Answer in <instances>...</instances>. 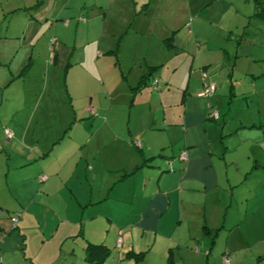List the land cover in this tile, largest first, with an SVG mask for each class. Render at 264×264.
Masks as SVG:
<instances>
[{"label": "crops", "instance_id": "0c3cea01", "mask_svg": "<svg viewBox=\"0 0 264 264\" xmlns=\"http://www.w3.org/2000/svg\"><path fill=\"white\" fill-rule=\"evenodd\" d=\"M8 1H0L3 12L33 8L25 26L48 20L43 0L26 8ZM164 1L81 0L76 7L90 20L82 27L101 28L78 46L63 34L70 25L63 18L86 21L74 17L73 0L52 12V27L35 39L17 44L18 35H0V264H57L61 257L64 264H109L114 253L135 264H221L225 251L231 264H264V163L252 148L240 150L244 140L232 139L243 125L231 127L219 111L208 116L216 86L233 85V69L222 78L205 73L213 64L264 61V20L255 0ZM180 9L189 24L182 14L174 18ZM105 53L114 60L113 84L102 76ZM182 55L191 57L190 75L173 86L168 75L176 67L168 64ZM52 72L63 73L71 110L57 139L43 138L47 126L34 120L50 109L40 106L45 92H29L33 76L49 82ZM19 81L21 98L4 97ZM206 83L216 84L208 96L201 95ZM88 246L106 250L102 261L88 259L96 258Z\"/></svg>", "mask_w": 264, "mask_h": 264}, {"label": "rangeland", "instance_id": "374dc122", "mask_svg": "<svg viewBox=\"0 0 264 264\" xmlns=\"http://www.w3.org/2000/svg\"><path fill=\"white\" fill-rule=\"evenodd\" d=\"M0 1L2 2L3 0ZM67 1L68 0H43L42 6H45L48 9V13H47L48 15H46L48 20H46L45 17L39 19L38 21L41 23L40 27L38 25H34L33 23L31 25L25 26L26 20L33 19V15H34L33 8H28L26 10L21 9L19 11H14L12 13H8L5 10L3 12L2 9H0V35H5L6 31L8 35H10L11 37H13L14 35H18V38L20 40L11 41V42H16L17 44H19V42L21 43L25 42L27 39L30 38L31 40L35 39L36 37L35 34L37 32H40L41 28L46 27L45 29L47 30L48 28L52 27L53 22H55L54 20L51 21L52 12H56L57 8L64 5V3H66ZM36 2L37 0L8 1V3H10L12 7L20 6L22 8H26L29 5H32ZM80 2L81 0H73V2H71L70 4L68 3L67 5L71 7L72 6L76 7L80 4ZM190 2L192 3V5H195L194 0H190ZM163 3L165 4L166 0ZM180 3L183 4V1H180ZM151 6L153 7L154 3H152ZM235 7L236 9H239L238 4H236ZM87 11L88 10L85 9H81L80 11H78L77 7L75 8V13L73 14L74 17L83 16L86 20L82 24H80L81 22L80 23L76 22L73 17L63 18V19H67L70 22L68 29H66L63 34L67 39V41H69V43L72 45L73 42H75L73 38H75L76 40L75 45L78 46L81 45V43H83V40L85 39L86 36L94 37V36H98L100 33L101 24H99L98 22L96 24H91L90 22L87 26L82 27L84 23L90 21L89 17L87 16ZM179 12H177L174 18H176V20H179L177 19V16L179 14H182L184 15V18L182 20L185 21L183 23L189 24L191 20L189 14L185 13L184 9H180ZM216 12L217 11H212V14ZM218 15L221 19H223L222 11ZM167 20H168L167 17L161 18L160 21L161 25H162V21L166 22ZM60 21L62 22V20H57L58 23H60ZM105 21L106 22L110 21V18L106 17ZM233 22L236 23L237 19L233 20ZM108 27H106V29H108ZM23 31H24V35H23ZM105 33H106L105 36H103L104 43H106L109 40V38H106L108 31H105ZM24 38H26V40H24ZM210 39L211 41H213L212 38ZM104 43H102V45ZM93 45L94 43H91L90 45L92 49H93ZM244 46L246 47V45L243 44L241 48H243ZM103 48L104 45L102 46V49ZM243 49H241L240 53H244L245 49L244 50ZM85 52L87 56V63L92 65L93 64L91 60L92 52H90L89 50H86ZM170 53L172 56L174 55V52H170ZM102 56H103L101 59V64H102L101 70H103L102 76H104V81L113 84L114 72H115L114 60L112 57H108L107 53L103 54ZM182 57H184L185 60L176 58L173 60L172 63L168 64L170 67H174V65L176 67V69L174 70L176 74H174V76L171 74L168 75V77H170V80L173 83V86H175L178 83L180 77H183L185 74H188L187 76L190 75L188 65L191 57L187 55H182L181 58ZM208 69L209 70L205 73L211 74L213 76L216 74L215 78H222V76L225 77L229 74V71L233 69L231 72L233 85L227 82L228 84L226 85L225 89H220V84L217 85L214 97H211V99L213 100L212 103H214L215 100V103L213 104L215 105L214 108L217 110V112L218 111L220 112V117H222V115L225 117V122L230 123L231 127L237 126L239 123L240 125H243L240 128H238L236 134L231 135V137L233 136L232 139L239 138L240 140H244L242 144V146L244 147H240V150L244 152L246 151L248 152V149L252 148L253 151L249 150V152L253 153L251 155H253L259 161L261 160V162L264 163V73H262L264 72V61L253 60L246 62L245 60H242L238 62V64L234 68L228 67L227 64H224L222 66L213 64V66H208ZM194 70L199 71L200 68H196V69L193 68V71ZM95 77L99 79L98 76ZM30 81L31 82H30L29 92L31 93L36 91L45 92L44 97L42 98L40 104L41 108L44 109L45 106L50 107V109L48 108V110L45 111V115L37 114L34 116V120L35 119L37 120V124L39 126L41 127L47 126L46 131H44L46 136L43 138H49L53 136V139H57L59 137H62L61 136L62 131L66 127H68L69 124L68 113L71 111L69 103L66 101L64 95L65 80L63 73L62 72L50 73L49 82L48 80L46 81V79L43 76L39 78L33 76ZM214 85L216 84L214 83ZM22 88H23V84L20 81L19 83L12 84L8 89L4 91V97L7 96L14 99H16L17 97L21 98ZM218 123L223 124L224 122L222 121V119H220ZM250 123H255V125L251 126ZM2 129L3 127L1 126L0 130L2 131ZM59 129L61 130L58 132L57 130ZM87 130L89 134L93 131V128L89 129V127H87ZM64 147H66V145H63V148ZM109 150L111 153L114 152V149H109ZM240 150L237 151V154H241ZM11 168H12L11 175L13 176L15 181H18L20 175H18L17 170L15 171V169H13L12 163H11ZM19 193H21L20 197L24 201L28 199L29 195L26 192L22 191ZM51 197L52 196L49 197V200L51 199ZM52 201L61 203V198L59 196H55V199H53ZM7 205L10 208V211H13L12 213L16 214L15 207H17L18 205L15 204L10 199V195L7 196ZM112 256L114 257L112 258ZM111 260L115 264H135L134 259L119 258L116 256L115 253L113 255L112 254L110 255V259L108 260L109 264ZM65 261L67 263V260L61 257L57 261V264H64ZM150 263L152 262L150 259H148L145 263L142 264H150Z\"/></svg>", "mask_w": 264, "mask_h": 264}, {"label": "built area", "instance_id": "2783aa9c", "mask_svg": "<svg viewBox=\"0 0 264 264\" xmlns=\"http://www.w3.org/2000/svg\"><path fill=\"white\" fill-rule=\"evenodd\" d=\"M157 81L158 80L155 79L152 82V85H153L154 89H157ZM214 90H215V86H214L213 83H210V84H207L206 83L203 91L201 92V95L208 96L211 93H213ZM92 113H94V112H92ZM208 116L210 118L216 119L218 117L217 110L215 108L209 106ZM4 133H5V135H6L7 138H10L11 133H10V131L8 129H5L4 130ZM134 143H135V145H139V142L138 141H136ZM179 158L182 159V160H185L186 159V152L185 151H182L181 154L179 155ZM42 179H45V176H43V177L40 178V180H42ZM11 220H12V222H16L17 216L12 217ZM117 243L118 244L120 243V239L117 241ZM221 264H231L230 257H229V253L227 251L223 252V254L221 256Z\"/></svg>", "mask_w": 264, "mask_h": 264}, {"label": "trees", "instance_id": "16d2710c", "mask_svg": "<svg viewBox=\"0 0 264 264\" xmlns=\"http://www.w3.org/2000/svg\"><path fill=\"white\" fill-rule=\"evenodd\" d=\"M255 1H256V8H257L255 15H256L257 18H260V19L264 20V0H255ZM157 83H158V81H157ZM151 85H152V83H151ZM152 87H153V85H152ZM87 250H88V253H87L88 257H90L91 255H94V254L96 256L95 259H94V257H93V259L92 258H88V259H90V261L100 262V261H102V259L106 255V250L105 251H103V249H101V250L97 249L96 250V248L92 247V246H88ZM141 254H142V252H140L138 254L136 253L134 255L136 256V258H139V257H141Z\"/></svg>", "mask_w": 264, "mask_h": 264}]
</instances>
